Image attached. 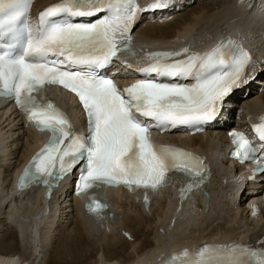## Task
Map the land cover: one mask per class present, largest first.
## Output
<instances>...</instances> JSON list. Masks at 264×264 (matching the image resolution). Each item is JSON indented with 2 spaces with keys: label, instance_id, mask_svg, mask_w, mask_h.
Listing matches in <instances>:
<instances>
[{
  "label": "snow or ice",
  "instance_id": "1",
  "mask_svg": "<svg viewBox=\"0 0 264 264\" xmlns=\"http://www.w3.org/2000/svg\"><path fill=\"white\" fill-rule=\"evenodd\" d=\"M31 4L0 0V95L12 96L30 122L50 133L25 169L21 188L37 181L51 188L84 161L78 190L89 211L101 215L110 184L158 189L184 175L189 183L181 188L182 197L202 185L209 174L205 158L156 144L151 129L201 130L213 121L253 61L249 51L231 38L204 53L188 47L137 48L131 35L137 14L167 7L168 0H155L149 9H141L137 0H59L43 9L35 23L29 19ZM101 13L91 23L75 19ZM141 52L153 61L138 70L144 79L121 88L104 71ZM189 79L193 83L181 82ZM48 84L63 85L78 96L88 117V135L77 134L67 113L47 98ZM253 127L264 141V122ZM231 135L236 144L232 155L257 158L245 133ZM254 171L264 172V159ZM161 264H264V247L205 244L172 254Z\"/></svg>",
  "mask_w": 264,
  "mask_h": 264
},
{
  "label": "bare ground",
  "instance_id": "2",
  "mask_svg": "<svg viewBox=\"0 0 264 264\" xmlns=\"http://www.w3.org/2000/svg\"><path fill=\"white\" fill-rule=\"evenodd\" d=\"M57 0H36L35 5L38 7L39 4L46 6L51 3L56 2ZM148 1V0H146ZM250 0H226L219 2L214 1H204V0H196L195 4L190 5L191 7L187 9L186 11H179L175 14V16L171 18H165V17H159L154 18L153 21H150L149 19H146V21L141 24L140 28L137 31L138 37L146 43L148 46L155 44H164V45H172V44H178L180 43L181 39L187 40L191 35L198 36L201 40H207L211 39L213 35L221 36L223 35V31H225V28L223 27L225 20L227 19H233L235 20L236 16L235 14H240L236 18V26L229 27L227 30H234L233 32L235 34L242 33L246 36L245 41L249 43V40H252V42L255 41L257 47L262 43L263 45L258 47V49H261V55L264 57V0H260V3L263 5H256V0L254 2V9L248 5ZM249 9V10H248ZM262 13H261V12ZM183 12V13H182ZM181 13V14H180ZM245 18V19H244ZM248 18L249 22H248ZM241 20H245V23L241 26L237 25L240 23ZM230 22V21H229ZM243 22V21H242ZM228 23V22H227ZM254 24V26H252ZM232 26V24H229ZM227 27V26H226ZM177 37V39L173 38ZM248 37V38H247ZM263 51V52H262ZM260 65V66H258ZM257 67L258 70L263 71L262 77H256L254 80L250 81V84H244V87L242 89V93L238 91H234L226 100L223 107V112L225 115V118L223 119L224 122H227V118L230 117L233 110L239 111L236 109V107H239L238 105L234 104L235 100L237 101V98L242 97L241 106H240V112L243 113L242 118H246L247 116L251 115H261V109L264 106V61L263 63L259 64L254 63L253 65H250V68ZM253 76V75H252ZM251 78V77H250ZM254 83L256 84V87H254ZM253 87L255 89H253ZM263 87V88H262ZM235 90L238 89V87L234 88ZM250 90V94L248 96H245V91ZM52 92L60 93L61 95H64L63 92L59 89H52ZM251 92H254L251 94ZM256 92V93H255ZM66 100H68L70 111L72 114L73 121L77 124L79 122V117L77 115V108H75V105L73 104V100L70 96H66ZM74 105V106H73ZM76 109V112H74L73 109ZM11 108H9L7 105H5V99H0V134L2 133V130L11 123H13L16 127V130L12 131L10 134L17 133V143L19 141H22V143H15L16 145H13V143H6V147L9 146H15L12 148V152L10 153L13 155V158H4V160H0V167H5V169L8 171V174L6 175V179L2 182V186L0 188V231H2L7 224L11 228L10 236L16 240L17 244L15 247L6 246L3 244V239L0 240V264H31V260L26 258H17V255L14 254L17 251H20L22 249V239L25 238L26 235H28V229L26 227V221L30 222L31 224H34L36 220L34 218L36 217V214L39 210L42 209L43 214H47L48 216L51 215V213L54 210L55 216H52L51 219V227L47 229H39L38 234H41L40 240L41 244H44L45 241H47V244L44 246H48V243L55 242L54 237L50 236L56 235L58 232L60 233L61 229L66 227L71 221V216L73 215V218L76 219V226H75V234L74 236L67 235L63 237L62 242L60 245L56 244L53 245L54 250L57 251L60 258L51 259L50 263L48 264H65L67 261H61L62 256H72L74 260H72L73 264H86L88 259H96L97 255L100 252H115L122 246H127L128 248L136 244L137 240L139 239V232L138 229L136 230L133 221L135 217L133 215H130L128 212L123 211V220L124 221V229L131 231L130 237L133 241L129 242V238H123L122 236H119L117 233L118 231H111V228L114 227L116 223H118L119 218L121 216L119 209H121L123 206L128 204V202H135L137 205H142L143 208L144 203L142 202L140 193H128L124 188L117 187L115 189L110 188L108 191V199L110 200V204L112 206V209L115 212V221L105 220V219H97L93 215L87 214L83 211L82 206L80 205L79 201L76 199L72 200L71 196H68L65 200L59 199V194L62 189L57 190V197H51L50 199H44L43 197V189L42 187H34L31 188L24 193H18L16 190V187L13 186L12 183V177L14 174H16L18 168L27 160L28 156L33 152L34 149L39 146L38 144L41 141V135L37 130H34L30 127H26L23 122L19 121L18 116H16L14 113L8 114L7 111H10ZM243 122L245 121L242 119ZM239 121V120H237ZM79 125V124H77ZM13 130V129H9ZM16 131V132H15ZM27 136V138H26ZM166 135L163 136V138ZM9 135L4 136V139L8 138ZM25 138V139H24ZM14 140V139H13ZM167 140L169 141H178L179 143L191 147H195L196 149L200 150L203 153H207L209 156H212L213 162L217 164V166L221 169L218 173V177H216V174H213L211 178V182L209 185H212L213 188H209V197H206L204 205L202 202L200 203V198L197 199V204L202 207L203 209H206L208 207L209 214H204L206 217V220L210 219L211 214L218 210V206L220 205L219 202H224L227 205L236 204L240 211L245 212L248 207H243V204H246V202H249L253 197H257L258 192L253 191V197L249 196V190L247 189L246 185H243L241 187V191L231 190L230 185L225 181V177L228 175V168H230V164L228 161H222L220 163L219 159L217 157L220 153H222V149L220 147L226 145L228 143V139L225 136L224 132L222 130H211L208 129L204 131L203 133H196L192 137L186 136L185 133L183 135L181 133H177L175 135H171L170 137H167ZM1 148V146H0ZM3 148V150H4ZM23 148V149H22ZM22 149V150H21ZM3 150H0V153L3 152ZM218 150V155L215 154ZM21 153V155H20ZM6 157V154L0 155V157ZM8 156V155H7ZM15 158V160H14ZM14 161H13V160ZM23 166V165H22ZM3 169V168H2ZM176 180H179L176 178ZM217 180V182L214 181ZM66 187L68 186L67 181H63ZM226 185V186H225ZM219 188V190H218ZM170 194L173 195V197L176 199V202H174L177 206H187L189 208V216L196 214V207L191 200L196 199L194 196L193 199L190 197L188 200H182L177 198L173 194V187L168 185L165 186L159 190H157V193L155 195L152 194V204L155 203V200L157 198V201L159 200V214L166 216V218L169 217V215L166 213V207L168 206L169 202L167 200L166 203L162 202V198L158 199L159 195L164 194ZM18 193V194H17ZM166 194V195H167ZM122 196H126L128 198L127 202H123L121 199ZM166 197V196H165ZM23 198V199H22ZM124 198V197H123ZM170 198V197H169ZM19 199H21V203H24L26 200H30L31 202L27 201L26 206V213L22 214V216H16V208L13 207L12 209H9V205L16 203ZM125 199V198H124ZM170 200V199H169ZM246 200L244 203L243 201ZM14 201V202H13ZM70 201V202H69ZM11 202H13L11 204ZM117 203L116 205L114 203ZM140 202V203H139ZM39 204V208L33 211L35 208L34 204ZM209 203V204H208ZM64 204L63 206H61ZM132 204V203H131ZM17 205V204H15ZM26 205V204H25ZM155 205V204H154ZM18 206V205H17ZM55 206L54 209H52ZM141 206V208H142ZM150 206V207H151ZM175 206V205H173ZM61 207V211H60ZM149 207V208H150ZM250 209L247 210L246 218L247 220L251 221L250 228L247 231H240L236 232L235 234L232 233L233 228L229 227L227 225V229H223V231L220 233L219 229L224 227L226 222L218 223L216 226H214L213 223H211L210 227L204 228L205 225H201L197 227V230H200L201 232L197 234V237H194V241H181L178 240V242L173 243L172 245H160L159 251L157 252L155 248L150 247L153 243L151 241L146 240L144 241L143 248L140 249V251L136 255L130 256L128 258L129 260H126L123 262V264H151L154 261L159 260V258L164 255L165 252L171 249H176L179 246H190L198 243H202L203 241H210L212 239L217 240H226V239H241L244 237L249 236L250 234L254 233L255 231L259 234V236H264V208L258 209L259 216L258 218H254L255 220H251L249 216V212L253 210V206L249 204ZM7 208L9 210H7ZM146 209H149L145 207ZM3 209V210H2ZM71 210V212L69 210ZM58 212L61 214L60 218L56 217V213ZM171 213V212H170ZM173 213H177V210H173L171 215ZM211 213V214H210ZM239 213V212H238ZM185 214V217H188V211L184 210L181 215ZM33 215V216H32ZM56 217V220H55ZM184 217V219H185ZM192 218V217H191ZM217 218V217H216ZM215 218V220H216ZM145 219V218H144ZM173 219V218H171ZM170 220V219H169ZM241 220V219H240ZM156 221V220H155ZM184 221L180 220V222L176 225L174 230L177 228V226H180L179 224ZM188 221V220H187ZM18 222L22 223L21 227L18 225ZM25 222V223H24ZM166 222L162 223L158 226V229L164 227ZM168 223V221H167ZM205 224V223H204ZM252 225V226H251ZM116 226V225H115ZM121 226V225H120ZM182 226V225H181ZM214 226V227H212ZM17 227V228H16ZM188 227V226H187ZM234 227V226H233ZM236 227V226H235ZM252 227V228H251ZM2 228V229H1ZM117 228V227H116ZM204 228V229H203ZM32 229V228H30ZM179 227L177 228V230ZM10 230V229H9ZM97 230V231H95ZM196 230V231H197ZM179 231V230H178ZM53 232V233H52ZM97 232V233H96ZM32 234H35L34 232ZM49 234V235H48ZM68 234V233H67ZM93 234L95 237L98 235L100 237H103L105 239H108L110 241L109 243L105 244V246L101 249L98 245V241L93 242L92 239H90V235ZM123 234V232H122ZM121 234V235H122ZM125 234V233H124ZM6 236V235H4ZM50 237V240L48 239ZM36 237V234H35ZM93 237V236H91ZM2 238V237H1ZM160 238H165L161 235V233H156V239L159 241ZM5 239V238H4ZM191 239V240H193ZM95 240V239H94ZM161 240V239H160ZM166 240V238H165ZM116 241V242H113ZM40 242V241H38ZM133 243V244H131ZM162 243V240H161ZM4 246H1V245ZM85 245L93 246V249H91L90 253H84L83 247ZM159 245V244H158ZM6 246V248H4ZM39 246V245H38ZM10 247V248H7ZM150 247V248H149ZM149 248V249H148ZM15 251V252H14ZM33 253H35L33 251ZM38 252H36L37 256ZM34 254H32V257ZM40 255H38L39 257ZM88 256V257H87ZM104 261H102V264H112L117 260V257L115 254L110 255L108 257H104ZM97 261L99 259L93 261L94 264H97ZM91 261V263H93ZM70 264V262H68ZM34 264V263H32Z\"/></svg>",
  "mask_w": 264,
  "mask_h": 264
},
{
  "label": "rangeland",
  "instance_id": "3",
  "mask_svg": "<svg viewBox=\"0 0 264 264\" xmlns=\"http://www.w3.org/2000/svg\"><path fill=\"white\" fill-rule=\"evenodd\" d=\"M204 1L207 2L209 0H204ZM210 1L219 2L220 0H210ZM222 1H226V0H222ZM193 4H195V2L192 3L191 5L193 6ZM190 7L191 6L188 5L182 11H186ZM262 12H264V11L262 10ZM238 15H240V14H235L236 18L237 17L240 18V16H238ZM236 18H235V20H236ZM249 19L250 18H248V22H249ZM231 20L232 19L229 18V19L223 21L224 22V24H223L224 26L223 27L225 29H226V26L228 27V29H229V27L236 26V25H234V24H236V21L234 19H233V21H231ZM244 23H245V20H241L240 23L237 24V25L241 26ZM229 24H232V26H230ZM252 26H254V24ZM173 38L177 39V37H173ZM262 45L263 44L262 43L260 44V42H259L258 47H260ZM260 53H261V51H260ZM254 87H256L255 83H254ZM254 87H253V89H255ZM252 93H254V92H251V94ZM239 102H240L239 103L240 105H238V101L235 100L234 104H236V105H238L240 107L241 103L243 101H239ZM75 108H77L76 105H75ZM75 108L73 109L74 112H76ZM242 109H244V108L242 107ZM77 115H78V117H80V111L78 110V108H77ZM16 127L17 126H15L13 123H11L10 125H8V127L4 128L2 130V133L0 134V146H1L0 150L1 149L3 150V148L6 146V143L7 144L13 143V145H16L15 143H17L16 141H17V138H18L17 137L18 132L12 134L13 136L10 135L12 133V131L16 130ZM10 128L13 129V130H9ZM7 135H9V137L6 138V140H5L4 136H7ZM26 138H27V136H26ZM20 142L22 143V141L18 142L19 145H20ZM14 147L15 146H9L8 145V147L4 148L3 152L0 153V155L6 154V157L5 156L3 158L0 157V160H2V159L4 160V158H9V159H11V157L13 158V155H11L10 153L12 152V150H13L12 148H14ZM215 154L216 155L219 154L218 150H217V152H215ZM20 155H21V153H20ZM14 160H15V158H14ZM7 174H8V171L5 169V167L1 166L0 167V188L2 186V182L4 181V179H6V175ZM215 181H217V180H215ZM215 181H214V184H215ZM209 188H212V185H209L208 189ZM234 189L237 191V188H234ZM218 190H219V188H218ZM0 194H1V192H0ZM166 194H164L162 196L159 195L158 199H160V198L163 199L164 198L165 200H167L169 202L168 206L166 207V213L168 215L170 214L168 218H166V216L160 215L158 213L159 212V205H158L159 200L157 201V198H156L155 203H154L155 205L153 204L149 209H146L145 207L143 208L142 205H141L142 206V208H141L140 205H137V204H135V202H130V201L128 202L127 205H125V207L123 206L121 209H119L121 216L119 218L118 223L115 224L116 226L114 225V227L111 228V231H116V232L118 231L119 233H117V234L119 236H122L123 238H126V239L128 237L129 238L128 239L129 242L133 241L131 239V237H130L131 231H128V230L124 229V221L125 220H123L122 213H123V211H125V212H128L130 215H133V217H135V219L133 221V224H134L136 230L138 229V231H140L139 232V237H138L139 239L137 240L135 245L131 246V248L130 247L128 248L127 246H122L121 248H119L115 252H111V253L110 252H106V251L103 252V250H102V252L99 251V253L97 255V258L96 259L95 258L94 259H92V258L88 259L86 264H94L93 261H95L97 259H99V261H97V264H102V261H104V259H105L104 257H108V256L113 255V254H115V256L117 257V260L114 263H112V264H123L124 261L129 260L128 258H130V256L136 255L140 251V249L143 248V244L142 243H144V241H146V240H149V241H151V243H153L150 247H153V248L156 247L155 249H157L156 250L157 252L160 250L159 248L161 247L160 245H162V244H164V245H172L173 243L178 242V240H181V241H186V240L194 241L195 239H193V238L197 237V234L201 232L200 230H197V227H199L201 225H205L204 228H206L208 226L210 227L211 223H213V224L215 223L214 226H216L218 223L226 222L225 226L219 229V232L220 231L222 232L225 227H226L225 229H227V225H228L229 227L233 228V231H232L233 234H235L236 232L244 231V230L247 231L250 228L251 221L247 220L248 218H246V214H245L247 212V210L250 209V207H249L250 202H246V204H243V207H248V208L246 209L245 212H242V211H240V208L236 204L227 205L226 203L221 201V202H219L220 205L218 206V210H215L212 214L210 213L211 214V216H210L211 218L206 220V217L204 216V214H209L208 210L202 208L201 210L196 211L195 215H190L189 216L188 204H186L187 206H177L174 203V202H176V199L173 197V195L170 196L171 193L169 194V192H168L167 195ZM191 198L193 199V197H191ZM121 199H123L122 200L123 202H127L128 201V198L126 196H122ZM164 199L162 200V202L166 203L167 201H165ZM197 199H199V197H196V199H194V201H196ZM27 201L31 202L30 200H26V201H24V203H21V199H19L16 203L13 201L14 204H12L13 202H11L12 205H9L8 207H9V209H12L13 207H15L16 208V210H15L16 214L15 215L20 217V216H22V214L26 213L25 210H26V206H27V203H28ZM245 201L246 200H244L243 203ZM15 204H17L18 206L15 205ZM114 204L116 205L117 203L115 202ZM34 205H35V208L33 209V211H35L36 209L39 208V204L38 203L34 204ZM63 205L64 204H62L61 206H63ZM173 205H175V206H173ZM54 208H55V206L52 209H54ZM9 209L7 208V210H9ZM175 209L177 210V213L176 214L173 213V215H171L172 211L175 210ZM184 210L188 211V215H187L188 217H185V214L181 215ZM43 211H45V210H43ZM43 211L41 209L38 212V213H41V214H36V217L34 218V220H36V222L34 224H31L30 222L26 221L25 225H26V227L28 229V235H26L25 238L22 239V242H21L22 249H20V251H17L16 253H14V254L17 255L18 259L19 258L23 259V258L27 257L29 260H31V262H30L31 264L32 263H34V264H48V263H50L52 258L53 259H55L54 257H56V258L59 257L60 258V256L58 255L57 251L54 250L53 245H56V244L60 245V243L62 242L63 237H65L67 235H70V236L73 235L74 236V234H75L76 219H75V217L73 218V215H72L71 216L72 221L66 227L61 229L60 233L58 232L56 235L55 234L54 235H52V234L50 235V236L54 237L53 240H55L53 245H52V242H50V243H48V246H44L45 244H47V241H45L44 244H41V240H40L41 234L39 235L37 232H38L39 229H42V230L43 229H47L48 230L51 227V225H52L51 221L49 219H51L52 216H55L54 210L51 213V215H49V216L47 214H43ZM60 211H61V207H60ZM69 211L71 212V210H69ZM258 214H259L258 209H255V208H253V210H251L249 212V216H250L251 220H253V221L255 220L254 218H258V216H259ZM60 215L61 214L59 212H58V214L56 213L57 219H58V217L60 218ZM56 217H55V220H56ZM184 217H185V219H184ZM171 218H173V219H171ZM215 218H216V220H215ZM180 220H184V221H182L179 224L180 226H177V228L179 227V229H178L179 231L177 230V228L174 230V228L180 222ZM167 221H168V223H167ZM161 222L162 223L166 222V223H165L164 227L161 226V228L158 229V232H156L158 226L161 225ZM21 224L22 223L18 222V225H20V227H21ZM214 226H212V227H214ZM3 228L4 229L2 231H0V240L3 239L2 240V241H4L3 244L6 245V246L15 247L17 242H16L15 239H13L10 236L11 228L7 224H5V226ZM30 228H32V229H30ZM95 231H97V230H95ZM33 232L36 234V237H35V234H32ZM122 232H123V234H122ZM156 233H161V235L164 236L166 238V240H165V238H163V239L160 238L162 240V243H161L160 239H159V241H157ZM4 235H6V236H4ZM91 236H93V237H91ZM48 239L50 240V237ZM90 239H92L93 242L98 241L99 242L98 246L101 247V249L105 246V244L110 242V241H108V239L100 237L99 235L97 237H95L93 234L90 235ZM191 239H193V240H191ZM38 241H40V242H38ZM113 242H116V241H113ZM3 244L1 246H4ZM131 244H133V243H131ZM164 245H162V246H164ZM6 246L4 248H6ZM10 247H7V248H10ZM91 249H93V246L85 245L83 247V251L82 252L89 254L91 252L90 251ZM33 251L35 253H33ZM36 252H38L37 256H36ZM32 254H34L33 255L34 257H32ZM38 255H40V256L38 257ZM61 256H62V259H63L61 261H63V262L67 261V263H65V264H69L68 262H70V264H73L72 260H74V258H72V256H66V255H64V256L61 255ZM91 261L93 263H91Z\"/></svg>",
  "mask_w": 264,
  "mask_h": 264
},
{
  "label": "water",
  "instance_id": "4",
  "mask_svg": "<svg viewBox=\"0 0 264 264\" xmlns=\"http://www.w3.org/2000/svg\"><path fill=\"white\" fill-rule=\"evenodd\" d=\"M206 197H208V193L205 191ZM208 207H206L207 210ZM111 219H112V214H111ZM113 220V219H112Z\"/></svg>",
  "mask_w": 264,
  "mask_h": 264
}]
</instances>
